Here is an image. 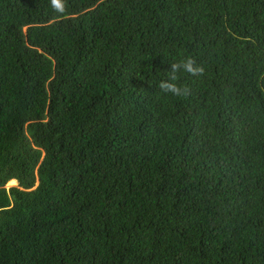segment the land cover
<instances>
[{
  "label": "trees",
  "instance_id": "obj_1",
  "mask_svg": "<svg viewBox=\"0 0 264 264\" xmlns=\"http://www.w3.org/2000/svg\"><path fill=\"white\" fill-rule=\"evenodd\" d=\"M65 3L0 0V264H264V0Z\"/></svg>",
  "mask_w": 264,
  "mask_h": 264
},
{
  "label": "clouds",
  "instance_id": "obj_2",
  "mask_svg": "<svg viewBox=\"0 0 264 264\" xmlns=\"http://www.w3.org/2000/svg\"><path fill=\"white\" fill-rule=\"evenodd\" d=\"M52 9L60 14H64L67 11L65 0H50ZM171 71L167 73L169 80H161L158 84V88L162 93H171L176 97H186L188 95V88L185 85H178L175 81L180 80L178 73H187L192 76L202 74L203 68L197 65L196 60L192 56H183L179 60L172 62Z\"/></svg>",
  "mask_w": 264,
  "mask_h": 264
},
{
  "label": "rangeland",
  "instance_id": "obj_3",
  "mask_svg": "<svg viewBox=\"0 0 264 264\" xmlns=\"http://www.w3.org/2000/svg\"><path fill=\"white\" fill-rule=\"evenodd\" d=\"M28 136V135H27ZM15 185V182L14 183H12V182H9L8 183V181L5 183V185H4V187L7 189L8 187H10V186H14Z\"/></svg>",
  "mask_w": 264,
  "mask_h": 264
}]
</instances>
